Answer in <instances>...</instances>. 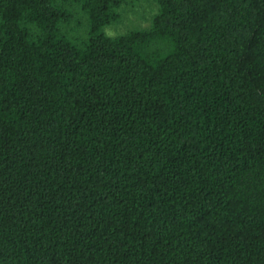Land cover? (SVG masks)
<instances>
[{
	"label": "trees",
	"instance_id": "trees-1",
	"mask_svg": "<svg viewBox=\"0 0 264 264\" xmlns=\"http://www.w3.org/2000/svg\"><path fill=\"white\" fill-rule=\"evenodd\" d=\"M152 1L0 0V264H264V0Z\"/></svg>",
	"mask_w": 264,
	"mask_h": 264
},
{
	"label": "rangeland",
	"instance_id": "rangeland-1",
	"mask_svg": "<svg viewBox=\"0 0 264 264\" xmlns=\"http://www.w3.org/2000/svg\"><path fill=\"white\" fill-rule=\"evenodd\" d=\"M75 18L68 26L63 25L62 31L70 40L76 41L87 38L89 23L74 6ZM158 11V6L152 0H124L119 9V18L107 26L105 32L111 36L125 33L137 28H147Z\"/></svg>",
	"mask_w": 264,
	"mask_h": 264
}]
</instances>
